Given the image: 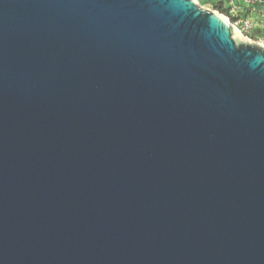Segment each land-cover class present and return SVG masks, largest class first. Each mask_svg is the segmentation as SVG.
<instances>
[{
  "label": "water",
  "instance_id": "water-1",
  "mask_svg": "<svg viewBox=\"0 0 264 264\" xmlns=\"http://www.w3.org/2000/svg\"><path fill=\"white\" fill-rule=\"evenodd\" d=\"M0 264H264V47L194 0H0Z\"/></svg>",
  "mask_w": 264,
  "mask_h": 264
},
{
  "label": "built area",
  "instance_id": "built-area-1",
  "mask_svg": "<svg viewBox=\"0 0 264 264\" xmlns=\"http://www.w3.org/2000/svg\"><path fill=\"white\" fill-rule=\"evenodd\" d=\"M218 1V0H216ZM223 2L226 9V19L231 28H235L237 32L244 37L254 29L252 18L246 15L248 7L259 5L264 8V4H257L264 1L260 0H219ZM247 38V37H246Z\"/></svg>",
  "mask_w": 264,
  "mask_h": 264
},
{
  "label": "rangeland",
  "instance_id": "rangeland-1",
  "mask_svg": "<svg viewBox=\"0 0 264 264\" xmlns=\"http://www.w3.org/2000/svg\"><path fill=\"white\" fill-rule=\"evenodd\" d=\"M197 4H199L202 8H209L212 9V4L215 2V0H194ZM264 1V0H260ZM257 4H264L263 2L257 3ZM216 11V10H213ZM219 15L227 17L226 14H221L218 11H216ZM247 16L252 18L254 22V29L249 32L246 37L258 44H264V8L259 5H254L251 7H248L247 9Z\"/></svg>",
  "mask_w": 264,
  "mask_h": 264
},
{
  "label": "trees",
  "instance_id": "trees-1",
  "mask_svg": "<svg viewBox=\"0 0 264 264\" xmlns=\"http://www.w3.org/2000/svg\"><path fill=\"white\" fill-rule=\"evenodd\" d=\"M212 9L218 11L221 14L226 13V9L223 7V2L219 0H215V2H213Z\"/></svg>",
  "mask_w": 264,
  "mask_h": 264
},
{
  "label": "bare ground",
  "instance_id": "bare-ground-1",
  "mask_svg": "<svg viewBox=\"0 0 264 264\" xmlns=\"http://www.w3.org/2000/svg\"><path fill=\"white\" fill-rule=\"evenodd\" d=\"M225 21H227L226 17L221 16ZM228 22V21H227ZM232 30L236 31L235 28H232ZM264 47V44H261Z\"/></svg>",
  "mask_w": 264,
  "mask_h": 264
}]
</instances>
